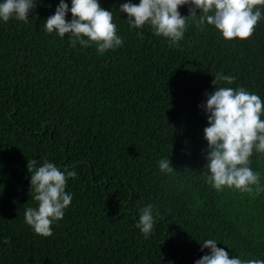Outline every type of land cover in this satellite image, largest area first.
Masks as SVG:
<instances>
[{"label":"trees","instance_id":"obj_1","mask_svg":"<svg viewBox=\"0 0 264 264\" xmlns=\"http://www.w3.org/2000/svg\"><path fill=\"white\" fill-rule=\"evenodd\" d=\"M37 2L28 23L0 19V264H195L210 252L201 251L206 239L229 258L264 260V191L252 198L207 182L208 119L199 107L218 86L264 102V6L248 39L225 40L189 20L169 46L150 25H129L119 12L128 0H99L123 39L99 54L94 43L72 47L67 34L47 33L43 23L60 0ZM179 11L187 16L189 6ZM219 73L234 83L213 85ZM165 158L172 173L159 168ZM33 159L37 168L47 159L77 173L49 237L25 223L26 209L38 206ZM249 159L264 188V153L254 149ZM149 204L157 223L145 237L137 224Z\"/></svg>","mask_w":264,"mask_h":264},{"label":"clouds","instance_id":"obj_2","mask_svg":"<svg viewBox=\"0 0 264 264\" xmlns=\"http://www.w3.org/2000/svg\"><path fill=\"white\" fill-rule=\"evenodd\" d=\"M37 4V0H3L0 2V19L7 22L15 17L28 23ZM184 5L189 6L187 16L179 11ZM258 6H264V0H140L139 4L128 0L120 5L119 12L127 13L131 27L143 28L148 24L155 35L168 38L169 46H178L189 20L198 28L205 24L214 26L225 40L248 39L262 17ZM69 12L72 14L70 21L66 19ZM43 26L49 34L55 32L61 38L67 34L72 47L77 42L84 48L94 43L99 54L123 44V39L117 35L113 12L101 7L99 0H71V7L66 0H60ZM220 81L232 84L235 77L219 73L212 84L218 85ZM205 95L206 102L199 107L205 110L208 119V126L204 128V139L208 142L204 171L207 182L217 191L227 186L255 198L264 188L259 186V173L249 167V158L254 149L264 153V119H261L264 102L243 87L218 86ZM36 164L37 160H28L27 168L31 173L30 193H35L32 198L38 206L28 207L24 218L34 233L49 237L53 234L52 225L63 219L64 210L72 202V194L65 189L67 179L75 178L77 173L68 167L61 170L47 159L38 168ZM158 164L162 172L175 170L169 158L161 159ZM156 223L151 204L141 209L137 227L145 237L153 232ZM3 242L11 243L7 237ZM204 249H210V252L195 264H264L260 259L229 258L228 251L218 247L214 239L202 241L201 251Z\"/></svg>","mask_w":264,"mask_h":264}]
</instances>
